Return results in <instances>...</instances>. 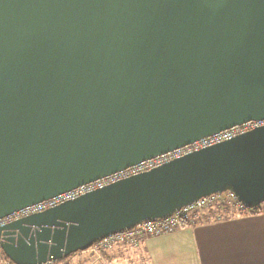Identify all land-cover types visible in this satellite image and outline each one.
<instances>
[{"label":"water","instance_id":"1","mask_svg":"<svg viewBox=\"0 0 264 264\" xmlns=\"http://www.w3.org/2000/svg\"><path fill=\"white\" fill-rule=\"evenodd\" d=\"M264 121V0H0V218ZM231 191L264 203V124L0 226L42 264Z\"/></svg>","mask_w":264,"mask_h":264},{"label":"crops","instance_id":"2","mask_svg":"<svg viewBox=\"0 0 264 264\" xmlns=\"http://www.w3.org/2000/svg\"><path fill=\"white\" fill-rule=\"evenodd\" d=\"M123 253L117 249L106 258ZM83 259L79 252L66 262ZM129 264H264V203L258 215L204 210L193 224L130 247Z\"/></svg>","mask_w":264,"mask_h":264},{"label":"built area","instance_id":"3","mask_svg":"<svg viewBox=\"0 0 264 264\" xmlns=\"http://www.w3.org/2000/svg\"><path fill=\"white\" fill-rule=\"evenodd\" d=\"M263 124L264 121H249L234 126L230 129L221 131L219 133L213 134L211 136L201 138L200 140L184 147L175 149L159 156H155L152 159L133 165L125 170H121L116 173L101 177L98 180L79 186L48 200L17 210L6 217L0 218V226L18 220L20 218L41 212L63 201L74 199L84 193L93 191L97 188H102L120 179L150 170L172 159L231 139L236 135L242 134ZM204 210H217L221 213L229 211L233 214H243L246 210V206H244L231 191H224L222 193H216L206 197H202L192 202L191 204L180 208L168 217L142 222L129 230L111 234L102 238L87 250L82 252L85 254V259L81 260L78 264H108L106 257L113 251L117 249H126L129 247H137L146 239L170 234L181 226L191 225L196 221L200 212ZM218 217L220 218L221 216ZM0 264H14L13 262L5 258L1 248ZM42 264L68 263L61 260H52Z\"/></svg>","mask_w":264,"mask_h":264},{"label":"rangeland","instance_id":"4","mask_svg":"<svg viewBox=\"0 0 264 264\" xmlns=\"http://www.w3.org/2000/svg\"><path fill=\"white\" fill-rule=\"evenodd\" d=\"M130 248V247H129ZM129 248H126V249H124V253H123V255L121 256V255H119L118 257H112V258H110V259H107V263L108 264H129ZM79 252H77V253H73V254H78ZM72 254V255H73ZM71 255V256H72ZM70 256V257H71ZM68 259V258H67ZM66 259V260H67Z\"/></svg>","mask_w":264,"mask_h":264},{"label":"trees","instance_id":"5","mask_svg":"<svg viewBox=\"0 0 264 264\" xmlns=\"http://www.w3.org/2000/svg\"><path fill=\"white\" fill-rule=\"evenodd\" d=\"M229 212V211H227ZM261 212V204L256 206V207H251V208H246L245 212L242 214V215H258L260 214ZM230 213V212H229ZM4 255V253H3ZM72 255V254H71ZM71 255H69L68 257L62 259L61 261H65L67 258H69ZM5 256V255H4ZM6 259H8L6 256H5ZM9 260V259H8Z\"/></svg>","mask_w":264,"mask_h":264}]
</instances>
